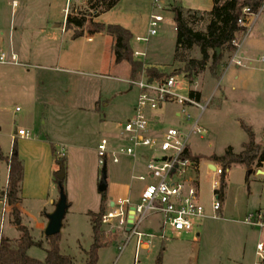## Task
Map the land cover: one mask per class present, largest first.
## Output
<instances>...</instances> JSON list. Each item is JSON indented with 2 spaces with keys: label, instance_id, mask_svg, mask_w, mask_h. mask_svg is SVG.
Wrapping results in <instances>:
<instances>
[{
  "label": "rangeland",
  "instance_id": "374dc122",
  "mask_svg": "<svg viewBox=\"0 0 264 264\" xmlns=\"http://www.w3.org/2000/svg\"><path fill=\"white\" fill-rule=\"evenodd\" d=\"M209 1L121 0L95 21L131 31L133 49L146 54L139 61L176 76L182 82L178 91L181 96L187 98L192 90L201 93L204 112L173 102L153 114L163 120L165 128H175L185 135L198 123L190 135L188 150L203 157L199 192L202 203L211 210L213 185L219 189L222 180L207 169L211 157L223 156L230 149L236 154L243 151L249 138L242 123L251 127L256 142L264 146V9L248 17V31L237 41L240 50L235 61L241 66L232 63L235 52H225L216 76L206 70L190 84L182 72L184 65L174 62L176 25L171 8L177 4L185 9L184 5L196 3L209 9ZM87 8L83 0H0V55L17 56V64H0V197L8 183L9 158L15 151L25 170L24 207L47 226L46 212L54 211L60 199L59 160L65 159L64 190L72 206L60 234V249L75 264H86V252L94 241L88 213H98L102 201L99 186L103 167L98 163V145L104 139L111 146L119 143L120 125L131 117L140 95L139 88L129 83L130 65L115 62L112 37L86 34L73 40L72 32L63 29L67 9L80 13ZM156 15L164 21L157 36L149 37V23ZM208 24L206 18L193 28L205 32ZM138 36L148 37L149 41L136 42ZM188 56L201 58L198 50ZM145 79L143 74L137 81ZM183 110L186 114L177 117ZM18 129L28 131L30 136L13 140ZM119 158V163L110 160L106 166V214L123 200L138 205L143 187L149 182L138 179L149 175L141 158ZM249 172L238 164L227 169L225 199L218 219L206 220L192 233H173L169 227L163 228L162 215L146 217L138 232L151 249L141 251L137 259L138 236L131 237L118 219L112 224L103 223L109 244L99 251L98 264H155L162 248V264H264L257 255V246L264 244V229L245 223L248 218L254 221L264 216V175L256 168L252 174ZM3 201L0 229L5 223L9 238L16 240L20 233L12 227L11 213L6 218L3 215ZM44 205L46 210L38 218ZM27 220L23 224H29L34 239L48 249L45 228L36 231ZM28 254L38 260L46 257L45 251L36 247Z\"/></svg>",
  "mask_w": 264,
  "mask_h": 264
},
{
  "label": "trees",
  "instance_id": "16d2710c",
  "mask_svg": "<svg viewBox=\"0 0 264 264\" xmlns=\"http://www.w3.org/2000/svg\"><path fill=\"white\" fill-rule=\"evenodd\" d=\"M88 8L85 12H75L69 9L65 21V30L72 32V39L77 40L86 34L94 36L96 34H106L113 38L112 52L116 64L127 62L130 65V76L132 81H136L140 75L146 76L155 81H164L171 76L161 72L157 67H146V65L134 58V50L131 42L133 34L128 29L120 25H107L97 22L102 15L114 9L121 0H83ZM213 7L210 12H196L185 10L182 6L175 4L171 10L174 14L176 25V42L174 51V62L183 64V74L190 84H194L197 77L209 70L216 76L217 70L224 59V53L236 52L237 47L233 42H237L239 37L247 33L248 28L239 25V20L243 16V10L250 8L252 14H258L264 0H212ZM209 19L206 31H196L193 26L200 21ZM198 50L201 58H189L191 52ZM219 50V52H218ZM189 97L200 103L201 93L190 91ZM241 127L248 134V142L243 145V151L236 154L232 149L223 156L211 157V162L221 165L224 174L221 176L220 188L216 191L217 197L222 203L225 199L227 169L238 164L245 166L248 170L256 168L258 171L264 167V146L256 142V136L251 127L241 124ZM53 155H55V148ZM186 157L201 163L202 156L192 155L187 150ZM0 159H3L0 152ZM60 165L66 168V160H59ZM11 178L10 187L7 194L8 204L13 207L11 215L14 217L13 225L20 233L16 240L0 238V264H75V260L63 255L60 249V234L54 237H45L49 248L46 249L42 241H37L32 236L31 230L23 224L21 211L17 207L22 205V185L25 177V170L22 161L14 151L11 157ZM106 167V166H105ZM60 173V172H59ZM65 181V180H64ZM64 181L62 185L64 187ZM57 183L59 180L57 179ZM60 189V188H59ZM107 197L102 195L100 210L98 213L89 212L88 217L92 226L94 241L89 251L86 252V264H98L99 251L108 246L105 239V232L102 229L103 217L106 215ZM69 207L71 204L68 202ZM39 248L45 251L44 260L32 258L28 252L31 248ZM162 248L155 264L163 263Z\"/></svg>",
  "mask_w": 264,
  "mask_h": 264
},
{
  "label": "built area",
  "instance_id": "2783aa9c",
  "mask_svg": "<svg viewBox=\"0 0 264 264\" xmlns=\"http://www.w3.org/2000/svg\"><path fill=\"white\" fill-rule=\"evenodd\" d=\"M76 2L80 0H75ZM161 9V6L158 5ZM264 9V5L260 10ZM250 8L243 10V16L239 20V25L248 28V17ZM164 18L160 15L152 16L149 23V37L157 36L160 23ZM136 42H148V37H136ZM237 47L232 63L239 55L240 44L233 42ZM146 57L144 52L134 50V58ZM264 62V58L262 59ZM241 66L240 62H236ZM0 64H17V56L11 57L5 53L0 55ZM130 85L136 86L140 90L138 104L134 114L123 125H120L119 143L111 146L107 139L98 145V163L100 166H107L108 161L117 164L120 156L134 159L141 158L147 165L148 177L140 176L141 182H147L143 187L138 205H131L129 200L119 202V207L107 213L103 217L104 224H112V221L119 219L120 226L128 224V216L131 207L135 209L134 228L130 232L131 237L138 236V244L141 243L143 234L138 232L139 226L144 219L151 214L163 216V228L169 227L173 233L189 234L208 219H218L217 213L222 209V203L218 199L217 184L213 185L215 198L211 203V210L202 203L199 192L200 163L186 157L190 135L197 129L198 123L189 135L182 134L175 128L157 129L159 121L153 116V112L163 109L165 104L179 103L181 106H193L202 112L205 106L191 99L184 98L178 91L182 89V82L171 76L164 81H155L146 76L144 81H130ZM19 111V108H17ZM186 114L185 110L178 113V117ZM190 119V116H188ZM30 133L24 129H18L13 137L28 138ZM165 159V161H162ZM215 169L210 172L218 177L224 174L222 166L214 164ZM0 197V201H1ZM117 207V204H116ZM6 208L3 209V212ZM245 223L252 227L256 226L264 229V216L259 215L258 220L246 219ZM257 255L264 263V244L257 246ZM139 254L136 253V259Z\"/></svg>",
  "mask_w": 264,
  "mask_h": 264
},
{
  "label": "crops",
  "instance_id": "0c3cea01",
  "mask_svg": "<svg viewBox=\"0 0 264 264\" xmlns=\"http://www.w3.org/2000/svg\"><path fill=\"white\" fill-rule=\"evenodd\" d=\"M209 1V0H208ZM212 1V0H211ZM211 6V7H210ZM184 7H185V9H187V10H192V11H196V12H201V13H205V12H210L211 10H212V7H213V3L212 2H210L209 1V9H203V8H201V6H199V5H197L196 3H194V5L192 6V5H187V6H185L184 5ZM66 16H65V21H66V17H67V14H68V9L66 10ZM100 18V17H99ZM100 20V19H99ZM65 21L63 22V24H62V26H63V29H65ZM92 39L91 38H89V41H91ZM132 48H133V46H132ZM134 50V49H133ZM242 56H243V54H241ZM137 60H139V59H137ZM197 92V91H196ZM200 93V92H199ZM201 99H202V95H201ZM164 108V107H163ZM134 110H135V108H134ZM160 111H163V109L162 110H160ZM133 114H134V111H133V113H132V115H131V117L133 116ZM153 116L159 121V124H157V129H159V130H163V129H165V125H164V123H163V120L160 118V117H158L157 115H154L153 114ZM176 116L178 117V113L176 114ZM18 139V138H17ZM17 139H15V141H17ZM52 146H54V145H52ZM10 159L11 158H9V164H8V171H9V176H8V183H7V185H6V187L4 188V190H2V192H1V196H2V199L4 200L3 202H4V205H3V209L4 208H6V211L5 212H3V215H5V218L11 213V211L13 210V207L12 206H10L9 204H8V199H7V194H8V191H9V187H10V178H11V166H10ZM143 160V159H142ZM144 161V160H143ZM201 164V163H200ZM211 164H215V163H211V162H209L208 163V167H207V169H208V171L210 172V170H212L211 169ZM264 172V171H263ZM200 175V174H199ZM25 187H26V178L24 177V181H23V185H22V194H21V198H22V205L21 206H17L18 208H19V210L21 211V217H22V220H23V222H25V220H27V221H29L30 222V225L31 226H33V227H35V229H37L36 231H40L41 229H43V228H46V223L45 222H43V221H38V220H36V218L33 216V215H31L28 211H27V209H25V203H24V199H25V193H26V191H25ZM1 199V200H2ZM69 202V201H68ZM70 203V202H69ZM52 204H53V202H52ZM71 204V203H70ZM110 204V206H111V202L109 203ZM72 206V205H71ZM43 210H46V206L44 205V206H42V207H40V209H39V211H38V218H39V216H40V218H41V214H42V212H43ZM52 212H54V211H47L46 212V217L50 214V213H52ZM29 219H31L33 222H31V220H29ZM46 219H48V218H46ZM119 220V219H118ZM118 220H113V222H115V221H118ZM5 224V223H4ZM4 224H2L1 225V229H0V234H1V236H0V238H9V236H8V233H7V231L5 230V228H3L4 227ZM29 225V224H28ZM28 225H26V226H28ZM12 227L13 228H16L15 226H13L12 225ZM126 232H127V230H126ZM114 233V232H113ZM199 235V234H198ZM9 239H11V238H9ZM14 239H18V237L16 238H14ZM13 240V239H12ZM150 249H151V244L150 243H148V242H143L142 240H141V243L140 244H138V241H137V247H136V253L138 252V254L140 255V252L141 251H147V252H149L150 251ZM136 253H135V258H136Z\"/></svg>",
  "mask_w": 264,
  "mask_h": 264
},
{
  "label": "water",
  "instance_id": "95a60500",
  "mask_svg": "<svg viewBox=\"0 0 264 264\" xmlns=\"http://www.w3.org/2000/svg\"><path fill=\"white\" fill-rule=\"evenodd\" d=\"M16 133H17V130L15 131V134ZM162 161H165V159H163ZM210 167L212 170L215 169L213 164H211ZM249 173L252 174L253 170H250ZM258 173L264 175V172L261 170H259ZM65 178H66V170L64 167H62L60 174L58 175V178H57L59 180L58 184L60 188V199L55 206L54 212L50 213L47 216L48 224L45 228V237L47 238L54 237V236L61 234L62 229L64 227V220H65L66 214L70 208L68 204V198L65 194V190L62 185V182L65 180ZM107 189H108L107 170H106V167L104 166L102 169V179H101L100 186H99V192L101 194H105ZM111 206L112 207L115 206V203L111 202ZM134 218H135V209L134 207H131L129 211L128 224H127L128 233H130L134 228Z\"/></svg>",
  "mask_w": 264,
  "mask_h": 264
}]
</instances>
